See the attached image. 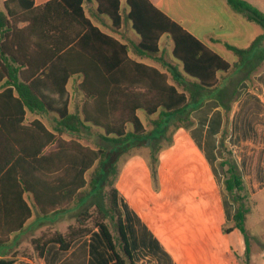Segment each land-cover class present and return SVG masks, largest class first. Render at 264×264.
<instances>
[{
  "label": "trees",
  "instance_id": "1",
  "mask_svg": "<svg viewBox=\"0 0 264 264\" xmlns=\"http://www.w3.org/2000/svg\"><path fill=\"white\" fill-rule=\"evenodd\" d=\"M97 13L105 15L115 31L124 23L121 0H95ZM247 20L264 29V13L245 0H227ZM126 19L139 36L134 45L141 58L162 62L166 71L131 58L129 47L107 34L87 16L84 0H51L35 6L34 0H6L0 11V246L23 231L35 207L41 216L87 206L104 192L105 209L95 203L76 216L63 232L49 230L31 240L27 252L42 257L50 244L66 252L98 228L111 249V264H136L132 260L115 187L120 158L144 142L148 132L138 116L159 115L155 125L191 127L190 112L202 106L207 92L219 89L216 98L225 109V126L217 154L224 186L235 205L232 229H238L248 245L245 218L248 191L232 152L226 146L229 113L239 96V85L255 87L254 75L264 64V32L246 49L228 43L236 61L230 64L150 0H125ZM21 26L22 24H27ZM163 37L172 41L174 63L161 53ZM82 76L77 112L70 110L71 76ZM31 113L52 115V128ZM164 125V126H165ZM100 129L108 143L96 148L84 144L81 135ZM68 135L70 137H66ZM227 150L229 157H224ZM158 157L149 155L153 181H157ZM110 178L111 179L110 181ZM92 209V210H91ZM115 219L116 234L107 223ZM229 231V230H226ZM17 254L0 258L13 264Z\"/></svg>",
  "mask_w": 264,
  "mask_h": 264
},
{
  "label": "crops",
  "instance_id": "2",
  "mask_svg": "<svg viewBox=\"0 0 264 264\" xmlns=\"http://www.w3.org/2000/svg\"><path fill=\"white\" fill-rule=\"evenodd\" d=\"M4 1L6 0H0V11L4 10ZM49 1L51 0H34V3L35 6H42ZM150 1L230 64H233L237 58L225 47V44L246 49L262 32L258 24L235 12L228 5L227 0ZM245 1L264 13V0ZM121 3L125 19L127 6L125 0H121ZM83 6L87 16L91 19V14L94 15L100 23L99 26L91 19L95 25L102 30L106 27L104 32L128 45L131 58L166 71L162 62L136 55L134 45L139 42V36L131 28L130 23L129 25L123 23L122 28L117 30L121 33L119 38L110 31L111 22L97 13L95 0H84ZM130 30L135 34L132 43L127 42L132 37ZM160 47V54H163L164 59L174 63L172 41L163 37ZM253 77L261 89L260 93L249 94L250 84L247 81L242 82L238 87L240 96L233 101L228 122V140L232 141L235 147L234 158L241 169L248 191L247 216L251 217L249 229L245 226L248 248L244 237H241L243 233L238 229L230 230L235 205L225 190L224 177L218 167L217 150L226 117L225 109L216 95L219 89L227 86L228 80H226L219 89L207 92L202 106L190 112L189 116L194 124L189 128L175 127V119H172L168 125L164 126L163 123L158 125L160 132L158 135L157 130L150 126L155 125L153 121L158 120L159 115L148 116L151 125L148 127L144 125L149 140L147 142V139H144L145 148L140 149L139 145L130 148L120 161L115 187L118 191V204L122 210V221L134 263H264V227L262 230L255 228L258 224L264 225V79L262 78L264 64ZM80 83H82L80 75L71 76L67 82L71 92L70 110L74 113L79 110L82 100V95L77 90ZM45 116L53 119L51 114L46 113L28 112L26 115L28 120L35 118L43 120ZM93 131L98 130L94 128L86 134H93ZM165 136H168L167 140L161 142ZM151 152H155L159 160L156 182L153 181L149 167ZM83 206L78 205L67 214V216L73 215L74 223L77 211ZM31 207L33 210V206ZM254 213L261 215L256 223L252 218ZM73 222L67 224L66 229L74 224ZM26 225L20 232L23 238L17 242L14 251L19 250L21 246L29 245L30 250L32 249L31 240L37 236L32 235L31 232L24 234ZM28 235L30 237L27 239ZM25 239L27 244L23 243ZM5 255L7 253H0V258L6 257ZM33 257L22 256L21 260L26 264L114 262L113 253L98 228L87 237L75 242L66 252L60 251L58 245L50 244L41 258L36 255ZM245 258L248 262H244ZM19 259L20 257H16L13 264H18Z\"/></svg>",
  "mask_w": 264,
  "mask_h": 264
},
{
  "label": "rangeland",
  "instance_id": "3",
  "mask_svg": "<svg viewBox=\"0 0 264 264\" xmlns=\"http://www.w3.org/2000/svg\"><path fill=\"white\" fill-rule=\"evenodd\" d=\"M126 5V4H125ZM125 10H126V6H125ZM104 17V19H106L109 23V19L107 16L105 15H102ZM91 19L93 20V22H95V24H98L100 26V23L97 22V19L94 17V15L91 14ZM128 20H126V18L124 19V24L125 25H129L128 24ZM110 25V24H109ZM111 27V26H110ZM104 29L106 30V27H104ZM103 29V30H104ZM109 31V29H107ZM260 30L262 32H264V29L263 28H260ZM110 31L117 37L121 38L120 37V32L118 31H115L114 29L110 28ZM132 31V37L129 39V41L127 42H130L132 43L133 42V39H134V32L133 30H130ZM132 40V42H131ZM131 48H132V45H130ZM264 79V77H262ZM249 84V83H248ZM250 86V92L249 94L251 95H255V94H259L261 89L259 88L258 84L255 85V87ZM219 93V92H218ZM240 93V92H239ZM240 96V94H239ZM238 96V97H239ZM139 116H140V119L141 121L144 123V125L146 127H148V125H151L150 123V119L149 117L142 111L139 112ZM49 128H52V120H51V117H47L45 116V118H43L42 120ZM164 125L166 124V122L163 123ZM151 128H155L157 130L156 133H158V135H160V132H159V127L158 125H151L150 126ZM228 128H229V124H228ZM98 131H100V129H96ZM95 132L93 131V134H83L81 135V138L84 142V144L88 145V146H91L93 148H96V147H99V146H103V145H106L108 146V143L105 142L104 140H102V138L100 137L99 133L101 132ZM66 137H70L68 135H65ZM229 136V135H228ZM167 137L168 136H165L162 138L161 142H165V140H167ZM229 137L226 139V146L228 147L227 149L230 150L232 152V155L234 156V151H235V147L233 146V143L232 141L228 140ZM220 140V139H219ZM149 140L147 139V142ZM140 149H144V142H142L140 145ZM145 151V150H144ZM128 152V151H127ZM127 154V153H126ZM125 155H123L120 160L118 161L117 163V166L119 168V164L121 163L120 161L123 160ZM219 157V156H218ZM224 157H229V154L227 152V150L224 151ZM219 162H220V159L218 161V167H219V170L222 174V169L220 168L219 166ZM224 177V176H223ZM111 179L113 178H110V181ZM111 187L112 185L110 184L109 186H106L103 190L102 193L98 194L96 197H93L90 199L89 203L87 204V206H83L82 208H80L78 211H77V215L82 212L83 210H85V207H93V205L95 203L99 204V205H102L103 208H107L108 207V201L107 199L105 198V196H103V193L104 192H107V191H110L111 190ZM234 204V203H233ZM249 204V203H248ZM76 208V206H72L67 212H63V213H59V214H54V215H50V216H41L39 215L37 209L35 207H33V218L31 221H29L26 225V230L24 231V234H27L28 232H31L32 235L34 236H38L39 234H41L42 232L44 231H53V230H58V231H61L63 232L65 229H66V225L67 224H71V222H73V215L71 216H67V214H69L70 212H72L74 209ZM92 210V209H91ZM253 218V221L254 223L258 222L261 218V215L259 213H254V215L252 216ZM76 220V218H75ZM250 220H251V217L247 216V220H245V226L249 229V225H250ZM74 223V222H73ZM107 223L110 225V228L111 230H113L116 234V228H115V224H116V221L115 219L111 218V217H108L107 218ZM264 227L263 224H258L255 228H257V230H262ZM41 232V233H40ZM30 236L28 235L27 236V239L29 238ZM242 238L244 237V235L241 236ZM23 238V234L19 233V234H15L11 237V240H10V243L8 245H4V246H0V253H3V254H6L5 256H10L12 255L13 253H16L17 254V257H20V262L18 264H26L24 261H22L21 259V253L25 250V251H29L30 250V245L29 246H21L19 248V250H16L14 251L15 247L17 246V242L20 241V239ZM27 239H25L23 241L24 244H27ZM245 240V237L243 238ZM243 240V241H244ZM245 245L246 247L248 248V245L245 241ZM29 255H31V257H35V254L34 253H29L27 252ZM33 257V258H34ZM248 262V259L245 258L244 259V262ZM264 264V263H263Z\"/></svg>",
  "mask_w": 264,
  "mask_h": 264
}]
</instances>
